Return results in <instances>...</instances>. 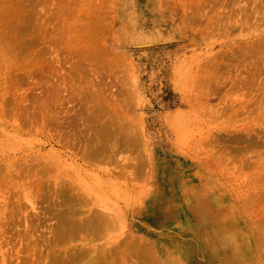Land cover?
<instances>
[{
  "label": "rangeland",
  "instance_id": "374dc122",
  "mask_svg": "<svg viewBox=\"0 0 264 264\" xmlns=\"http://www.w3.org/2000/svg\"><path fill=\"white\" fill-rule=\"evenodd\" d=\"M234 1L0 0L3 12L12 10L0 22L6 25L0 46L8 71L0 79L3 97L33 111L35 95L46 92L35 84L44 81L45 65L56 53L62 57V71L76 67L74 81L80 85L75 84L76 97L55 106L58 124L41 132L30 121L31 111L25 113L28 125H22L10 103L16 121L9 115V126H0V164L8 168L18 159L24 167H42L49 157L54 165L49 161L50 173H42V193L56 181L81 183L80 192L89 199L83 211L110 213L116 224L98 245L116 243L118 235H134L145 246L140 250L145 264H264V146L255 143L258 136L264 139V0ZM238 51H244L245 58ZM250 74L257 76L255 91L251 86L248 92L234 88ZM249 93L253 101L237 108L241 102L236 98ZM233 99L234 107L224 111ZM95 112L96 119L88 122ZM76 113L85 122L69 127L68 117ZM12 121L21 129H8ZM93 127L110 132L108 143L115 145L111 156L82 157L76 147L64 143L66 129L79 138L80 131L89 134ZM38 154L43 157L36 159ZM136 164L141 171L133 177L129 172ZM5 174L0 173V213L4 208L8 213L10 204L16 208L18 200L25 204L23 210L34 213V176L26 174L18 182ZM112 180L123 187L115 191L105 186ZM37 205L42 210L46 202ZM213 215L225 220L223 239L215 233ZM21 219L17 227L7 224L5 232L0 221V241L3 236L10 241L2 243L3 249L27 243L28 236L10 238L16 230L25 232ZM54 222L48 219L32 230L39 242L36 264L51 260L45 239ZM59 243L54 248L82 245L78 240ZM145 250L150 257H144ZM7 258L5 264L20 260L15 254Z\"/></svg>",
  "mask_w": 264,
  "mask_h": 264
},
{
  "label": "bare ground",
  "instance_id": "6f19581e",
  "mask_svg": "<svg viewBox=\"0 0 264 264\" xmlns=\"http://www.w3.org/2000/svg\"><path fill=\"white\" fill-rule=\"evenodd\" d=\"M232 2H233V0H232ZM234 2L236 3V0ZM244 4H245V2H244ZM15 9H16V7H15ZM228 11H229V9H228ZM6 12H8V14H9V13H12V10L8 9L5 12H3L1 10V5H0V22L3 21V17H5ZM230 12H231V9H230ZM230 12H229V14H230ZM212 13H213V11H212ZM228 16L226 14V16H225L226 19H229V18H227ZM245 19H247V18H245ZM5 26H6L5 23H3L2 25L0 23V34L3 33V31H4L3 29L5 28ZM34 35L36 36V34H34ZM251 46L248 47V49L246 51L244 50L245 54L250 52L248 50H251ZM239 51H238L237 55L241 54ZM244 51H241V52H243V54H241L242 57L245 55ZM2 53H3V50H2V47L0 46V79H3V76H4L3 73L7 71L6 66H5V58L2 57ZM241 56H239V57H241ZM243 58H245V57H243ZM61 60H62V57L58 53H56L52 63L50 62L51 64L45 65L46 68L44 70L47 71V72L45 71L46 72L45 79H44V81L38 80L36 82L37 84H35V85H38L41 88H44L45 90H43V91H46V92L44 93L42 91L44 94L42 93L41 96H39L36 93L37 95H35V96L37 98V101H35V102H37L38 104L36 105V103H35V105H34V103L32 104V102H34V101L31 102V104L33 105L32 106L33 111H31V110H30L31 112L27 111L26 110L27 108L25 109L24 106H23L24 107V109H23L21 107V105L17 104L19 100L17 101L16 99L12 98L13 99L12 101H10L11 99L8 101L7 97L6 98L3 97V96H6V94L3 95L4 91L1 90L2 93H0V126L1 125L9 126L8 124H6L7 122L5 119L9 118L8 117L9 115L11 116V118H13L12 117L13 115H11L12 114L11 110H13V108H15V110H16L13 112H16L21 117V119H22L21 124L22 125L27 123L29 121L28 119L30 118L31 123H33L34 128L37 131L41 132L42 129L49 128V127H55L54 125L58 124L59 112H56L54 110L55 106L57 107V105H59V106L63 105L64 100H66V101L68 100L70 102L73 97H76L73 95V92L78 91V89L80 88V85H77L79 82H75L74 81L75 79L73 76V73L76 71V70H74V69H76V67H72L67 72L64 70L62 71V68L60 67ZM241 61H242V59H241ZM55 63L58 64V67L55 66L56 65ZM40 65L41 64H36V66H38V69L42 68V69H39V72L40 71L44 72L43 67H40ZM255 66H256V64H255ZM38 69H36V70H38ZM255 70L257 71V69H255ZM252 71H253V73H257V72H254L253 68H252ZM88 72H89V70H88ZM256 75H258V73ZM256 75L250 74V75H247L245 77H241L240 80H238L239 83L237 82L238 84L237 83L234 84V88L236 87V85H238L239 89H243L242 87H244L247 90V92L252 91L251 88H253L255 86L254 84L258 85V83L255 82L257 79ZM239 76H240V74H239ZM254 76H256V77H254ZM258 76H260V75H258ZM5 78H6V76H5ZM234 78H236V77H234ZM233 79H232V81H233ZM75 84L77 86H79V88L77 87L78 89H75L76 88ZM93 85H95V84H93ZM90 86H91V84H90ZM250 86H251V88H250ZM262 86H263V84H262ZM91 88H92V86H91ZM91 88L89 90H87L89 92L88 95L91 94L90 97L94 96L91 92L95 89V87L92 90H91ZM238 88H236V89L239 91ZM254 88H256V87H254ZM254 88H253V90L255 91ZM236 89H234V90H236ZM258 89H261L260 86L258 87ZM32 90H34V89H32ZM90 90H91V92H90ZM220 90H218V91H220ZM241 91H243V90H241ZM63 92L66 93V95H63ZM85 92H86V90H85ZM243 92L245 93V91H243ZM86 93H84L85 96H86ZM214 93H216V92H214ZM260 94L264 96V91H262V93H260ZM33 95L34 94H32V97H33L32 100L34 99ZM78 95H79V93H78ZM84 95L82 92V96H84ZM217 95L215 94V96H217ZM242 95H244V94L242 93L241 96ZM253 95L254 94L249 93L247 96L245 95L246 97L243 96L244 98L241 97L239 99L237 97L236 99H238L241 102L237 108H240V109L247 108L249 101L250 100L253 101V99H254V98H252V97H254ZM227 96L228 95H226L225 96L226 98L224 97L223 100L224 99L227 100L228 99ZM8 98H9V96H8ZM36 98H35V100H36ZM89 99L90 98L88 97V100ZM91 99L93 100V98H91ZM205 99H207V98L205 97ZM209 99H207V100H209ZM260 99H262V97H260ZM260 99H259V101H260ZM234 100L235 99L228 102L230 104H227V106L224 105V111H227V110L229 111L234 107V103H235ZM10 103L13 105V108H10ZM20 103H22V102H20ZM72 105H75V104H72ZM52 106H54L53 111H51V113H50L47 110ZM82 106H83L82 109H85L86 105H82ZM100 106H101V104H100ZM259 106L263 107V104L260 103ZM30 108H31V106H30ZM261 110L262 109L260 108V111ZM221 111L224 112L223 110H221ZM27 112L28 113L30 112L29 114H31V117L28 118L29 115L25 116V113L27 114ZM46 112H47V114H46ZM65 113H67V112H65ZM97 113L98 112H95V114L92 113L91 116L89 115L88 122L94 121L98 115ZM68 114H69V112H68ZM79 114H81V113H79ZM66 116H68V115H66ZM68 118H69V122H68L69 127L70 126L73 127L72 124L77 123L80 120L81 121L83 120L82 122H85V118L83 116H78L77 113L74 114V116H70ZM13 119H11V120H13ZM15 121H12V123H11L10 127H8V129L9 128H10V130L12 128H15L16 130L21 129L20 125L14 124ZM86 121H87V119H86ZM62 124H63V122L60 121L59 125L61 126ZM64 124H63V126H64ZM27 125H28V123H27ZM33 125H32V127H33ZM111 125H110V122H108V124H106L107 127H110ZM25 128H26V125H25ZM64 129H62V127H61L60 131L61 130L63 131ZM68 129H66V131H65L66 134L63 137L65 139L64 143L67 146L71 145L72 147H76L74 149H77V152L81 151L82 157L88 156V157H100L101 158L103 156L109 157L112 155L111 153L114 151L115 145H113L114 143L113 144L108 143L109 135H110V132L108 130H111L112 126H111V128H107L108 130L99 129V130H101L100 132L95 131L96 128L93 127L92 132L88 131L89 134H86V132H83L84 133L83 134L80 131V135H79L80 137L79 138H78L77 134L74 132V130L72 131L71 129H69L70 131H67ZM86 129L88 130L87 127H86ZM1 130H2V128H1ZM26 131H28V130H26ZM58 132L59 131L57 130V133ZM33 134H35V132ZM38 134H40V133H38ZM62 134L63 133L61 132L59 134V136H62ZM36 135H37V133H36ZM100 136L101 137L105 136L107 139L106 140L101 139V138H99ZM258 137H259V140L257 139L255 143H257V144L261 143V145L264 146V139L261 138V136H258ZM9 144H12V143H9ZM40 155H42V154H38L36 156V159L37 158L40 159V157H43V155L42 156H40ZM48 158H46V163L44 165H42V167H40L38 164H34L31 166L24 167V166H22L21 161H18V159L17 160L15 159L16 161L14 160L13 164L8 168H6L5 166L3 167L0 164V173H1V171L4 172V174L8 173V175L5 174L7 177L9 175H11L12 177L16 178L18 180V182H20L21 178L23 180L24 175L30 174V175L34 176L35 181H36V186H35L36 196H35L34 200L32 201L33 205L31 206L32 207L31 209L35 211L34 213H28L26 210H23L25 208V204H23L19 200L16 201L17 204L15 203L16 208H15L14 204H13V206H12V204H10V206H9L10 209H8L9 210L8 213L6 212V208H4L3 211L0 213V221L2 222L1 228L3 229L4 232H5V227L7 224L11 223L17 227L18 224H20V222L22 220L21 218H24L23 221L25 223V228H23V231H25V232H23V235H21L22 229L16 230V236H14V234H12V236H10L11 239H14V238L17 239L20 237L23 238V236H28V238L25 239V240H27V243L25 244V246H23L21 242L20 243L18 242L19 245L18 246L16 245L17 247H15V245H11L12 246L11 248H6V249H3L2 243L3 242L8 243L10 241L7 240L6 238H4V236H3L2 241H0V261H1V264H5L6 258L7 257L11 258L13 254L16 255L17 259H20L18 261V264H36L37 261L35 259V253H37L36 252V248H37L36 246L39 244V242L37 244V238L35 237L32 230L36 229L34 227L39 226L40 224H43V223L45 224L46 220H48V219L51 220L52 218H53V220H55V222L53 223L52 229L51 228L49 229L50 231L48 233L50 235H48L49 236L48 239H45L48 248H50L48 250L47 256H50V258H51L50 262H47V264H145V261H147V260H145V259H144L145 261L143 260V255L140 252V250H143L145 246L141 242L140 238H138L134 235H132V236L131 235L130 236L129 235H126V236L123 235L122 236L123 238L121 237V235H118L115 238L117 240L116 243H113V242L105 243V242H103L102 245H98V243H100L101 240H103V239L105 240L107 237L110 236L111 232H113L112 228H115L116 224H114V222L112 221V218L109 216V215H111L110 213L108 215V213L102 212L99 209L94 210L92 208H90V211H88V212L83 211V207L88 204L89 199H87L85 197V195L83 193L84 190L80 192V189L82 186L81 183L78 184L77 182H73V181H69V182H67V181L62 182L61 181L59 183V181L57 182L55 180L56 182L53 183L52 187L48 186V190L45 188V193H42L43 188L41 187L42 184L40 182V179H42V175L45 174L43 172H46V174H47V171H48V174L50 173L49 171H51L50 169L52 167L51 166L52 164L50 165V162H52V163L54 162L53 160L52 161L48 160ZM245 158L243 160H245ZM24 160H26V159H23L22 162H24ZM245 162H246V160H245ZM53 165H54V163H53ZM139 165L140 164L134 165V171L129 172V174H131V176L134 177V176L139 175V173L141 171L140 170L141 165L140 166ZM239 165H240V163H239ZM232 166H234V163L232 164ZM13 167H14V169H12ZM236 167H238V165ZM241 168H243V165L238 167V169H241ZM10 169H12V170H10ZM5 175H4V177L6 178ZM25 177H27V176H25ZM8 178H10V177H8ZM8 178H6V179H8ZM9 180L10 179H8L7 181H9ZM18 182H16V183H18ZM120 182H122V181H120ZM7 184L10 185V183H7ZM121 184L122 183H118L117 181L112 180V181H108L107 185L105 183V186L109 185L111 187V189L114 188V190L116 191L117 188H118V190H120L119 186L123 187ZM11 185H12V182H11ZM14 186H17V185H15V182H14ZM10 187L13 188V186H10ZM40 189H41V191H39ZM123 192L121 191V193H123ZM124 193H126V192H124ZM123 195H125V194H122V197H123ZM94 201H92V202L94 203ZM41 202H43V205L46 202V205L41 206L40 205ZM38 203L41 206V208L44 207L42 210L37 205ZM93 203L91 205H94ZM86 208H88V207H86ZM191 208H193V207H191ZM218 212H220V210ZM35 215H36V217H35ZM214 215H215V213H214ZM214 215H213V218H214V221L216 223L215 224V226H216L215 233H216V235L219 236V238L221 235V238L223 239V233L220 229H222L221 226L223 225L224 219L222 220L220 217V219H221L220 220L217 216H214ZM111 216L113 217V215H111ZM231 223H232V221H231ZM39 227H41V226H39ZM118 228L120 229L119 226H118ZM118 228H117V230L119 231ZM217 230H218V232H217ZM73 240H78L82 244L81 247L73 246L72 249H70V250L69 249L63 250V249L58 248V247H57L58 249L54 248V247H56V244L59 242H63V244H64L65 241H73ZM14 241H16V240H14ZM74 242H77V241H74ZM68 244H70V242ZM42 247L45 248L44 246H42ZM22 252H24L25 254L22 255ZM40 252H42V251H40ZM143 253H144V257H146V256L150 257L151 256L150 253L147 254L146 250ZM36 255L38 256V254H36ZM45 257H46V255H45ZM155 260L157 261V257L155 258ZM45 263H46V261H45ZM234 264H238V263H234Z\"/></svg>",
  "mask_w": 264,
  "mask_h": 264
}]
</instances>
